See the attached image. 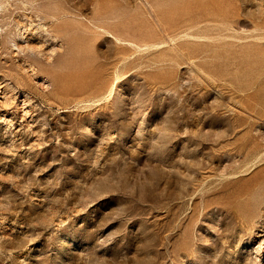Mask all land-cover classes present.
Listing matches in <instances>:
<instances>
[{"label": "rangeland", "instance_id": "374dc122", "mask_svg": "<svg viewBox=\"0 0 264 264\" xmlns=\"http://www.w3.org/2000/svg\"><path fill=\"white\" fill-rule=\"evenodd\" d=\"M263 227L264 0H0V264H264Z\"/></svg>", "mask_w": 264, "mask_h": 264}, {"label": "bare ground", "instance_id": "6f19581e", "mask_svg": "<svg viewBox=\"0 0 264 264\" xmlns=\"http://www.w3.org/2000/svg\"><path fill=\"white\" fill-rule=\"evenodd\" d=\"M233 17H234V12H229V13H227L226 14V18H227V21L228 22H230V23H233L234 22V19H233ZM235 21H237V20H235ZM199 37H201V36H199ZM202 38V37H201ZM262 226V225H261ZM264 228V227H263ZM264 234V233H263ZM253 235V234H252ZM258 236H260L259 234H258ZM253 238V237H252ZM254 239V238H253ZM258 241V244L257 245H254V248L257 250H259L260 248H261V246H262V244H264V236H262V238H261V240L259 241V240H257ZM256 242V241H255Z\"/></svg>", "mask_w": 264, "mask_h": 264}]
</instances>
